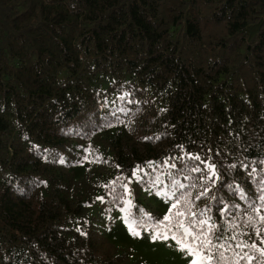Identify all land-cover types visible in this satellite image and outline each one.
I'll list each match as a JSON object with an SVG mask.
<instances>
[{
  "label": "trees",
  "instance_id": "16d2710c",
  "mask_svg": "<svg viewBox=\"0 0 264 264\" xmlns=\"http://www.w3.org/2000/svg\"><path fill=\"white\" fill-rule=\"evenodd\" d=\"M262 217L264 0H0V264H264Z\"/></svg>",
  "mask_w": 264,
  "mask_h": 264
},
{
  "label": "snow or ice",
  "instance_id": "6c2138e0",
  "mask_svg": "<svg viewBox=\"0 0 264 264\" xmlns=\"http://www.w3.org/2000/svg\"><path fill=\"white\" fill-rule=\"evenodd\" d=\"M198 159V158H197ZM210 169H214L215 166L211 165L209 166ZM195 171H199V169H194ZM210 175H214V172L210 171ZM210 183L215 184L216 181H210ZM125 191H127L125 189ZM209 189L205 187L204 192L201 193V195H204L205 193H208ZM176 205L173 204L172 208H169V213L172 212V209L175 208ZM177 216H183V213L180 211H177L176 213ZM169 216L165 215L164 216V221L169 220ZM264 220V217L261 218ZM201 224H204L205 221L201 220ZM138 224L141 229L144 231L149 232L150 238L155 241L157 239H163L164 241H167L169 239V233H171V239L176 242L178 245V250L181 251L182 253L187 252L193 259H191L190 264H204L205 258L201 256L198 259L196 257L198 256V253L202 250L207 251V249L211 248V244L208 240L207 235L201 237L198 235H195L193 233H190L187 228H184L183 224L181 223L179 227L182 229L184 235L182 237H178L174 231L170 227H166L163 232H159L156 230L155 226L149 224L147 221H133L128 225L129 232L134 235V236H139L140 232L137 231L134 227V225ZM79 231V229H78ZM191 236V241L189 242L188 237ZM261 243H264V240L261 241ZM198 245V246H197ZM251 247L255 248V245H251ZM261 255H264V251L261 252ZM210 259V257H208ZM246 259H251L250 256H245Z\"/></svg>",
  "mask_w": 264,
  "mask_h": 264
},
{
  "label": "rangeland",
  "instance_id": "374dc122",
  "mask_svg": "<svg viewBox=\"0 0 264 264\" xmlns=\"http://www.w3.org/2000/svg\"><path fill=\"white\" fill-rule=\"evenodd\" d=\"M139 236H134L132 246V259L139 264H190L191 257L187 252L178 250L174 240L157 239L153 241L149 232L139 231ZM199 256L196 259L199 260Z\"/></svg>",
  "mask_w": 264,
  "mask_h": 264
}]
</instances>
